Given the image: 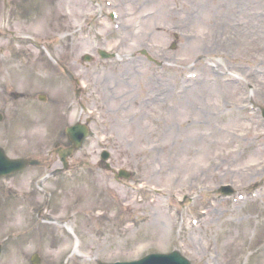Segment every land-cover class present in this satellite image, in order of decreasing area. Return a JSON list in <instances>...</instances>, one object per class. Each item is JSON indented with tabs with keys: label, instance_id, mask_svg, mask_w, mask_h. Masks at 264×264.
Listing matches in <instances>:
<instances>
[{
	"label": "rangeland",
	"instance_id": "1",
	"mask_svg": "<svg viewBox=\"0 0 264 264\" xmlns=\"http://www.w3.org/2000/svg\"><path fill=\"white\" fill-rule=\"evenodd\" d=\"M4 1L0 146L31 161L11 185L0 182V233L22 232L41 222L29 245L16 241L0 264H33L34 252L38 264H96L171 249L191 264H264V120L259 110L264 107V66L258 68L264 65V0H8L7 8ZM200 5L205 8L202 21ZM112 11L117 14L113 19ZM5 13L11 25L7 31L1 24ZM211 27L221 28L203 37L210 40L204 45L199 34ZM12 34L44 47L14 44ZM98 47L116 51L121 60L98 57ZM86 53L93 60L87 62ZM191 71L212 80L205 83L215 90L201 97L217 112L203 129L212 137L199 150L191 146L192 163L173 174L175 154L169 145L183 144H170L164 123L174 129L179 125L168 106L182 82L194 84L184 78ZM232 75L241 84L232 82L230 88L226 84L233 77H224ZM171 87L173 93L166 96ZM156 91L157 96L147 94ZM162 92L165 97L158 99ZM217 96L225 100L223 116L216 109ZM26 98L34 106H25ZM78 122L89 127V135L81 149L63 159L67 165L89 162L88 171L68 185L62 182L66 172L57 173L46 179L43 193L29 189L31 179L37 182L51 169L66 167L59 149L72 144ZM102 146L110 156L99 165ZM120 169L133 172L125 187L112 180ZM185 169L196 172L184 180ZM224 184L233 194L218 193ZM50 188L57 192L46 207ZM7 196L13 202L6 205ZM124 213L134 216V223L127 221L120 230L117 219ZM101 226L108 235L96 239L92 235L99 237ZM71 229L81 238L80 253Z\"/></svg>",
	"mask_w": 264,
	"mask_h": 264
},
{
	"label": "bare ground",
	"instance_id": "2",
	"mask_svg": "<svg viewBox=\"0 0 264 264\" xmlns=\"http://www.w3.org/2000/svg\"><path fill=\"white\" fill-rule=\"evenodd\" d=\"M191 6H193V4H191ZM181 8L183 9V7H181ZM200 8H203V12L201 15V21H202L205 19V8L203 6L201 7V5L198 9H200ZM194 11H195V7H194ZM194 15L195 14L190 15V16H194ZM144 21L146 22L147 18H145ZM156 28L157 27H153V29H156ZM218 28H221V27H216V28L211 27L208 31H204V30L201 31V34H199V37H201L202 40H205L203 42L204 45H207V43H209L210 40L205 39L203 37H206V35L208 33L215 32L216 30H218ZM224 30H225V28H224ZM241 39H242V36H241ZM254 39L255 38H252L250 40H254ZM198 45L200 46L201 43H199ZM244 64H246V63H244ZM262 64H264V61L262 62ZM204 65H205V63L202 62L201 65L198 66L199 72H201V67ZM260 66H264V65H259L258 68H260ZM230 68H232V67H230ZM230 71H233V69ZM244 74L245 73L242 72V75H244ZM223 75H224V73L220 74L219 76H223ZM260 76L264 78L263 75L260 74ZM232 77H233V75L230 77H224V78L228 79V78H232ZM203 80H201V75L197 74V77L194 80L189 79L186 81V82H194V84L192 86L188 85V83L184 84L182 82L181 87H179L177 90L178 95L174 96V97H176V99L172 98L170 100V104L168 106V110L169 111L171 110V112L174 113V115L176 117H178V119H179V125L177 126L176 129H174L172 125L164 123L166 128H167L168 134L170 133L169 134V137L171 139L170 144H175L178 142H181L183 144L181 146L169 145V149L171 151H173V153L175 154L174 157H171V160L174 162V165H172V166H174L173 167L174 171H172L173 174H175L176 172H180L181 165H187L188 163H192L191 159L194 157H193V153H191L192 156L189 155L190 154L189 151H192L193 149L195 151L199 150L198 148L202 146V143L204 142V144H205L204 140L207 138L210 139L212 137L211 132H208L207 136H205L203 134V131H204L203 129L206 125V122L212 123V121L214 120V118L216 116L217 111L215 109H213V107L211 106L210 103H206L204 101L202 102L201 95H203V94L210 95L212 93V91H214L215 89L213 87L208 86L210 83H205V81L206 82H212V80L209 77L203 76ZM236 80H237V78H236V76H234L231 79V82L229 84H226V85L231 88L232 82H236V83L238 82L241 84L240 80H238V81H236ZM145 82H146V80H145ZM196 82L198 83L197 85L195 84ZM183 84H184V86H183ZM201 85H202V87H201ZM167 87H168V85H167ZM167 87H165V89H167V91H168L169 89ZM249 87H250V85H249ZM193 88H195V89L191 90ZM233 88L236 89V87H233ZM196 90H199L198 93ZM170 91H171V93L167 94L166 96L171 95L173 93L174 90L172 87H171ZM158 92L159 91H156L155 93H147V94H153V95L157 96L156 93H158ZM258 92H259V90L257 88L255 93H258ZM251 95L252 94H248V96H249V97H247L248 100L251 98ZM218 96L216 97V109L218 108L219 111L221 112L220 115L219 114L218 115L223 116V113L227 110L222 106V104L225 102V100H224V98L218 97ZM162 97H165L164 92L158 94V99H160ZM221 100H224V102ZM149 103L152 104L153 101H149ZM220 107H222V109H220ZM232 107H234V106H232ZM259 109H260V107H259ZM161 113L162 112L160 110L156 112V116H157L156 120L157 121H159L161 119V115H159ZM167 114H168V112H167ZM173 131H176V132H173ZM227 134H230V132H227ZM164 138L166 140V135ZM200 143H201V145H200ZM191 146H193V149L191 148ZM161 148H162V145H161ZM188 152H189V154H188ZM203 152H204V150H203ZM176 154L180 157L176 156ZM178 158H180V160H178ZM193 172H196V170L195 169H193V170L192 169H185L182 172L184 174V176H183L184 180L188 179V175H193ZM169 178L174 180V181H176V179H177V177H173L170 174H169ZM181 178L182 177H179V179H181ZM158 225H159V223H156V226H158ZM160 235H163V233H161Z\"/></svg>",
	"mask_w": 264,
	"mask_h": 264
}]
</instances>
